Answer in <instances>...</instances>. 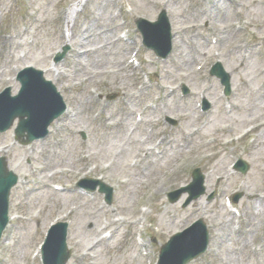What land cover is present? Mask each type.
Segmentation results:
<instances>
[{
    "label": "rangeland",
    "instance_id": "rangeland-1",
    "mask_svg": "<svg viewBox=\"0 0 264 264\" xmlns=\"http://www.w3.org/2000/svg\"><path fill=\"white\" fill-rule=\"evenodd\" d=\"M101 1L0 0V92L16 86L14 93H18L16 77L27 65L52 68L48 78L61 77L55 86L69 109L53 121L45 139L21 143L15 135L18 120L0 133V157H5L7 165H19L15 173L23 180L12 189L10 213L16 212L19 219L9 222L0 240V264H42L33 252L50 222L63 213H68L64 221L70 222L73 253L67 264H157L162 245L199 219L204 221L211 241L207 252L190 264H264V127L239 138L247 125L264 121V0H175L174 5V0H109L110 21L103 17L94 25L100 17L96 8ZM215 5L230 10L220 21L211 16ZM177 11L183 14L175 18ZM162 12L171 33L177 38L180 33L181 44L200 52L191 65H176L174 44L166 58L143 45L136 30L137 19L156 21ZM65 16L73 20L70 27ZM114 24L115 33L108 40L102 37L101 29ZM85 29H94L95 36L79 45L81 56L89 50L92 56L104 54L112 45L109 52L113 57L129 48L116 63L83 61L86 69L73 70L77 62L74 44L82 41ZM223 29L233 35L221 42ZM68 34L73 40L69 41ZM120 36L131 39L133 45ZM197 38L207 46H198ZM65 46L69 51L55 63L56 52ZM130 56L131 61L141 62L140 68L129 63ZM216 62L229 75V95L224 94L220 79L211 75ZM161 85L168 90H158ZM209 86L211 93L206 96L202 90ZM141 87L144 93L135 95ZM214 95L219 99L215 103ZM149 101L155 109H144ZM206 103L209 107L203 110ZM128 110L133 118L120 122ZM138 112L144 113V121L132 130ZM195 130L196 135L188 134ZM132 141L130 151L121 152ZM188 144L190 147H185ZM155 146L160 154L149 152V158L135 167L137 159L147 154L145 150ZM172 146L180 152L173 155ZM240 158L248 164L245 174L232 168ZM196 168H200L205 186L208 176L206 193L189 202L191 195L186 191L170 201L169 193L192 183ZM86 178H101L112 187V202L106 203L99 187L94 191L80 189L78 182ZM56 184L65 191L55 189ZM235 194L239 198L233 203ZM227 202H231L226 207L234 218L221 252L216 234L222 229L218 223L225 219L222 206ZM97 210L101 211L99 216L92 219ZM143 214L144 227L135 223ZM119 215L125 219L111 225L113 237L100 241L101 232L93 231L111 224ZM139 228L143 229L144 248L137 242ZM18 250L22 251L20 256ZM86 252L89 255L85 258L82 255ZM141 253L143 258L134 262L132 258Z\"/></svg>",
    "mask_w": 264,
    "mask_h": 264
},
{
    "label": "water",
    "instance_id": "water-1",
    "mask_svg": "<svg viewBox=\"0 0 264 264\" xmlns=\"http://www.w3.org/2000/svg\"><path fill=\"white\" fill-rule=\"evenodd\" d=\"M144 43L158 54L166 56L171 49V30L166 13L163 12L155 23L140 20ZM213 73L219 74L229 89V76L218 65ZM22 89L19 95L12 97L7 89L0 95V131L12 126L16 118L20 119L17 135L23 137L27 132L26 142L45 137L48 126L65 111V104L55 86L43 78L42 71L28 68L19 75ZM239 168L246 172L248 164L241 161ZM200 169L194 172V181L187 188L172 192L170 200L176 201L182 192L189 191L191 202L200 197L205 189ZM17 182V176L8 171L5 160L0 159V237L8 220L9 193ZM95 189V185L93 186ZM197 189V190H196ZM104 190V189H103ZM107 192L108 201L112 200L111 189ZM239 196L235 197L237 201ZM208 245L207 230L202 220L192 228L174 236L162 247L161 264H187L203 253ZM46 264H65L70 256L67 249V225L58 224L52 228L47 245L43 251Z\"/></svg>",
    "mask_w": 264,
    "mask_h": 264
},
{
    "label": "bare ground",
    "instance_id": "bare-ground-1",
    "mask_svg": "<svg viewBox=\"0 0 264 264\" xmlns=\"http://www.w3.org/2000/svg\"><path fill=\"white\" fill-rule=\"evenodd\" d=\"M176 2H175V0L173 1V3L171 2V4H175ZM110 4H111V1H109V0H102L101 2H100V4L97 6V8H96V11L99 13V18L98 19H96L95 20V22H94V25H96L97 23L99 24V22H101V20H103V17L105 18V20H106V22H108V21H110L109 20V18H108V14H107V10H108V8H109V6H110ZM215 11H214V13L211 15L212 16V18L213 19H217V20H222L225 16H227V14L229 13V11L230 10H227V9H225V7L224 8H222V7H220V6H217V5H215ZM182 12H180V11H177V12H175L174 13V17L175 18H178V17H181L182 16ZM202 14H203V12H202ZM208 17H210V15H208ZM67 21H68V23H69V25H70V23H71V21H69V18H65ZM172 21V20H171ZM97 24V25H98ZM172 25H174V27L176 28V23L174 24L173 22H172ZM116 24H114V25H112V28L110 27V28H108L107 29V27H103V29H101V35H102V37H105L107 40L109 39V36L111 35H113L114 33H115V28H116ZM94 30V29H93ZM89 31L88 29H85V31L82 33V41L80 42V43H75L74 44V49H73V52L75 53V55H76V61L77 62H75V65H74V67H73V70H76V71H78V70H84V69H86V65L84 66L83 64H82V62L83 61H88L89 62V64H91V62H102L101 60H103V59H105V61L106 62H111V63H116L117 62V60L122 56V54L123 53H126L127 52V50H128V46H126V48H124V50L122 51V50H120V51H118L116 54L114 53L113 54V57L111 56V54H110V52H109V50H111L110 48H111V46L112 45H110L109 46V48L107 49L106 48V51H105V53L104 54H102L101 52H97V54H95V55H91L90 54V52H91V50H89V52L88 51H86V52H84L83 54L84 55H80V51H81V48L79 47V45H82L83 43H89V42H91V40H92V37H94L95 36V33H94V31ZM179 31H181L182 32V30L180 29ZM101 35H98V36H101ZM175 35H176V31H175ZM177 35H178V38H180V40L177 38V37H173V44H174V48L176 47V50H174V52H175V56H176V62H177V64L176 65H180V66H189V65H191V63L193 62V61H195V60H197V58H199L200 56V52L199 51H196V48L195 49H193V51H189L188 49H187V47H185L183 44H181V36H180V33H177ZM233 35V32H231V31H228V30H225V29H223L220 33H219V37H220V39H221V42L222 41H224V40H228L231 36ZM97 37V36H96ZM5 39H6V37H5ZM7 40V39H6ZM71 40H73L71 37H70V39H69V41H71ZM183 41V40H182ZM209 41V40H208ZM197 43L199 44H196V45H198V46H204V47H206L207 45H205V44H201L200 43V41L198 40V38H197ZM207 43H209V42H207ZM110 44H113V43H110ZM193 44V43H192ZM186 45L188 46V47H190V48H192V46L191 45H189V42H186ZM209 46L207 47L208 48V51L210 52L211 51V46H210V44H208ZM105 48V47H104ZM192 50V49H191ZM239 50V49H238ZM240 51V50H239ZM208 52V53H209ZM241 52V51H240ZM239 67H241V64L240 65H238V66H236V67H234V68H232V71L234 72V71H237L238 69H239ZM50 70H46V77H49V72ZM191 71L192 72H194L192 69H191ZM60 75H62V74H64V73H62V72H60L59 73ZM61 77H58V78H56V79H54V80H52L54 83H55V81L56 80H59ZM158 90H162L163 92H165L166 90H168V87L166 86V85H161L160 86V88L158 87ZM16 91V86L13 88V92H15ZM202 91H204V94L207 96V95H210L209 93H211L210 91H211V86H209L208 88H204ZM142 93H144V88H140L139 89V93H135V95H141ZM169 93V92H168ZM213 100V102L215 103L217 100H219L215 95H214V98L212 99ZM264 109V108H263ZM69 110V109H68ZM262 112H264V110H261ZM68 112V111H67ZM161 112H165V110H161ZM183 113V115H184V117H188L189 115H187V114H184L185 112H182ZM131 116H132V118H133V112L131 111V110H128V111H126V116L125 117H120V119H119V121L120 122H125L126 120H128L129 118H131ZM189 119V118H188ZM190 121V120H189ZM262 127H264V121H258V122H254V123H252V124H249V125H247L246 126V128L248 129V131H247V134L246 135H250V134H252V132H255V131H257L258 129H260V128H262ZM226 129V128H225ZM264 132V131H263ZM188 134H194V135H196L197 134V130H195V131H193V132H188ZM135 143V141H132V142H130L129 144H128V146H127V144H126V146L125 147H122L121 148V152H123V153H128L129 151H130V149L132 148L131 147V145L132 144H134ZM185 147H190V144H188L187 146H185ZM172 149V154L173 155H175L177 152H180V150H179V148L178 147H176V146H172L171 147ZM143 152H144V150H143ZM147 158H149V152H147V154L144 156V157H142L141 159H139L138 160V162H136V164L134 165L135 167H137V166H139L140 165V161L142 160V161H145ZM154 161H156L155 159H153L152 158V162L154 163ZM9 166H10V168L11 169H13L14 171H17V169H18V167H19V165L17 166L14 162H11L10 164H9ZM118 166H122V164H121V162H118ZM212 178H213V176H212ZM210 182H208V176L206 177V186L207 187H210V184H209ZM201 201V199H199V201H197L196 200V204L197 205H199V202ZM263 202V199H261L260 200V203H262ZM194 204V203H193ZM193 204H191L190 206H192ZM222 209L224 210V212H226L225 213V219H223L220 223H218V228L219 227H222V229L219 231V232H217V234H216V237L219 239L218 241H217V243L220 245V251L221 252H223V250H222V245L224 244V242L226 241V239H228L229 238V236L227 235V229L231 226V224H232V220H233V218H234V216L232 215V214H230V212H229V210L226 208V207H224V206H222ZM101 211L100 210H97L96 212H94L93 214H92V219H95L97 216H99V213H100ZM63 218H64V216H60V217H58V219L57 220H63ZM19 219V216H17V214H16V212H12L11 213V220H18ZM144 221V214L142 215V217H140L139 219H138V221H135V223H139V222H143ZM115 223H118L117 221H112L111 222V224H110V226L111 225H114ZM107 227V226H106ZM94 233L96 232V233H99L100 234V232L101 233H103L102 231H97V230H94L93 231ZM113 237V233L111 234V236H110V238H112ZM104 238H108V236H106V237H103V239ZM103 239H100V241H103ZM73 240H74V242H75V238L73 237ZM141 244H143V243H141ZM22 251L21 250H18L17 251V255H21L22 253H21ZM215 252V251H214ZM87 255H89V254H87V252L85 253V254H83L82 256L84 257L85 256V258L87 257ZM82 257V258H83ZM141 257L143 258V256H142V254H139V256H134V258H132V259H134V262H135V259H138V260H141Z\"/></svg>",
    "mask_w": 264,
    "mask_h": 264
}]
</instances>
